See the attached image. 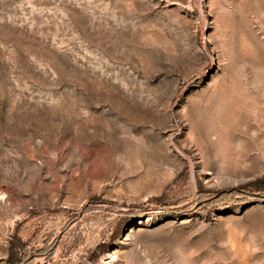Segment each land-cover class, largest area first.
<instances>
[{
  "label": "rangeland",
  "instance_id": "1",
  "mask_svg": "<svg viewBox=\"0 0 264 264\" xmlns=\"http://www.w3.org/2000/svg\"><path fill=\"white\" fill-rule=\"evenodd\" d=\"M23 247L264 264V0H0V264Z\"/></svg>",
  "mask_w": 264,
  "mask_h": 264
},
{
  "label": "trees",
  "instance_id": "2",
  "mask_svg": "<svg viewBox=\"0 0 264 264\" xmlns=\"http://www.w3.org/2000/svg\"><path fill=\"white\" fill-rule=\"evenodd\" d=\"M243 189L244 188H239L237 190H224V191H221V192H217L214 196H216V198H220V197H222L225 194H235V196H238V195H241L242 193H245L243 191ZM214 196L211 195L209 197V201L216 200V198L214 199ZM205 201H207V199H203L202 200V204H204ZM85 211H86L85 208L84 209H81V210H78V214H83ZM25 247H23V254H22V256L14 264H29V262L31 261L32 258L29 257L28 254L26 253V248ZM55 249H56V245L54 243L53 244V248H52L51 253H50V257H52ZM38 255H40V254H38Z\"/></svg>",
  "mask_w": 264,
  "mask_h": 264
}]
</instances>
